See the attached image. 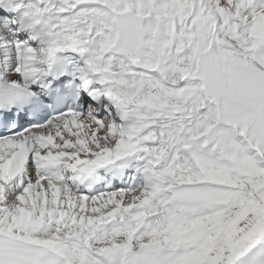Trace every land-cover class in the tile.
I'll return each mask as SVG.
<instances>
[{"label":"snow or ice","instance_id":"1","mask_svg":"<svg viewBox=\"0 0 264 264\" xmlns=\"http://www.w3.org/2000/svg\"><path fill=\"white\" fill-rule=\"evenodd\" d=\"M0 264H264V0H0Z\"/></svg>","mask_w":264,"mask_h":264}]
</instances>
